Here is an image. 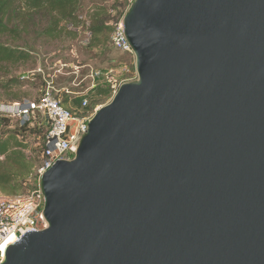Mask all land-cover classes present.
Wrapping results in <instances>:
<instances>
[{
    "label": "water",
    "instance_id": "obj_1",
    "mask_svg": "<svg viewBox=\"0 0 264 264\" xmlns=\"http://www.w3.org/2000/svg\"><path fill=\"white\" fill-rule=\"evenodd\" d=\"M123 24L137 80L0 264H264V0H134Z\"/></svg>",
    "mask_w": 264,
    "mask_h": 264
},
{
    "label": "trees",
    "instance_id": "obj_2",
    "mask_svg": "<svg viewBox=\"0 0 264 264\" xmlns=\"http://www.w3.org/2000/svg\"><path fill=\"white\" fill-rule=\"evenodd\" d=\"M84 2L85 0H0V77L8 78L1 81L7 94L14 84L24 80L15 70L37 60L44 43L64 40V37L76 38L80 35L79 28L91 33L88 49L103 51L110 45L116 49L112 43V33L116 22L127 12L129 0H114L112 4L93 1L87 8ZM122 54L132 57L126 52ZM124 63L121 61L118 65ZM41 76L37 74L34 77ZM91 92L94 95L90 107L112 95L110 88L104 85ZM62 95L63 103L72 111L78 110L72 106L73 102L82 100L85 96L70 98L68 94ZM16 100L17 98H13L11 101ZM47 130L48 125L39 118L33 124L18 122L12 126L8 118H0V166L4 169L0 171V191L20 194L34 187L29 176L33 173L34 166L40 162L38 151L41 147L28 145L26 140L30 136H36L41 142ZM30 147L31 157L25 152Z\"/></svg>",
    "mask_w": 264,
    "mask_h": 264
},
{
    "label": "built area",
    "instance_id": "obj_3",
    "mask_svg": "<svg viewBox=\"0 0 264 264\" xmlns=\"http://www.w3.org/2000/svg\"><path fill=\"white\" fill-rule=\"evenodd\" d=\"M133 1L129 0V6ZM123 16L115 24L112 43L121 52L131 54L135 60L134 51L125 32ZM90 39L91 33L88 31L85 43L88 44ZM88 77L90 84L83 91L57 89L54 79L48 77L44 79L38 98L0 102V118H8L11 126L18 122L33 124L38 118L48 125L42 141L36 143L41 147L38 151L40 162L34 166V171L29 176L34 187L20 194L0 191V262L3 261L8 247L4 241L14 238L13 242H16L29 231L48 227L44 214L45 196L41 188V178L58 160L75 157L80 142L89 129V121L99 109H91L87 92L104 85L108 86L114 95L124 82L137 78V71L133 72L130 68H126L124 72L114 67L105 70L92 68ZM62 90L77 96L85 95L80 110L72 111L65 106ZM29 149H25V152L31 157L32 152Z\"/></svg>",
    "mask_w": 264,
    "mask_h": 264
},
{
    "label": "rangeland",
    "instance_id": "obj_4",
    "mask_svg": "<svg viewBox=\"0 0 264 264\" xmlns=\"http://www.w3.org/2000/svg\"><path fill=\"white\" fill-rule=\"evenodd\" d=\"M93 1H98L99 3L106 2L109 4L114 3V0H85V8L90 7ZM115 13L116 11H114V14ZM85 15H87L86 12ZM79 31L80 35L76 38L64 37V40L44 43L40 47L37 60L28 62L21 68L15 70V73L24 80L18 84H14L12 90L8 94L3 90V83L1 82L8 78L2 79L0 77V102H9L13 100V98H17V100L24 98H38L41 93L44 79L48 77L54 79L57 89L67 88L70 91L78 92L87 89L89 86L90 80L88 75L92 68L102 69L111 66L122 72H124L126 68H130L133 72L137 71L134 58L123 55L120 50L117 48L114 49L112 45L103 51L88 49L87 44L85 43L88 30L79 28ZM121 61L126 64L118 65ZM37 74H41L42 76L34 77ZM137 78L135 80H137ZM79 82L80 84H78ZM62 93L70 95V98H80V96H77L72 92H67L66 90H62L61 95ZM93 95L94 93L91 92V90L87 92V97L89 98L90 103ZM112 98L113 95L106 97L96 106H91V109L94 110L96 107L100 108L109 103ZM81 103L82 100H77L73 102L72 106L75 109L80 110ZM38 138L36 136H30L26 141L28 145L30 144L31 146L36 147V143L40 141ZM1 167L2 166H0V171H3L4 169Z\"/></svg>",
    "mask_w": 264,
    "mask_h": 264
},
{
    "label": "bare ground",
    "instance_id": "obj_5",
    "mask_svg": "<svg viewBox=\"0 0 264 264\" xmlns=\"http://www.w3.org/2000/svg\"><path fill=\"white\" fill-rule=\"evenodd\" d=\"M13 240H14V238L9 239L7 245H9L10 243H12Z\"/></svg>",
    "mask_w": 264,
    "mask_h": 264
},
{
    "label": "snow or ice",
    "instance_id": "obj_6",
    "mask_svg": "<svg viewBox=\"0 0 264 264\" xmlns=\"http://www.w3.org/2000/svg\"><path fill=\"white\" fill-rule=\"evenodd\" d=\"M10 239H11V238H10ZM4 243H5V244H7V243H8V241H4Z\"/></svg>",
    "mask_w": 264,
    "mask_h": 264
},
{
    "label": "crops",
    "instance_id": "obj_7",
    "mask_svg": "<svg viewBox=\"0 0 264 264\" xmlns=\"http://www.w3.org/2000/svg\"><path fill=\"white\" fill-rule=\"evenodd\" d=\"M5 102H7V101H5ZM10 102V101H9Z\"/></svg>",
    "mask_w": 264,
    "mask_h": 264
}]
</instances>
